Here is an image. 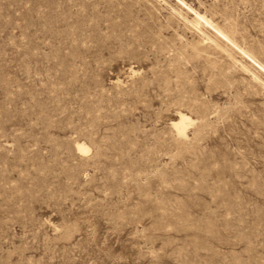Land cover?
<instances>
[{"label": "rangeland", "instance_id": "rangeland-1", "mask_svg": "<svg viewBox=\"0 0 264 264\" xmlns=\"http://www.w3.org/2000/svg\"><path fill=\"white\" fill-rule=\"evenodd\" d=\"M0 264H264V0H0Z\"/></svg>", "mask_w": 264, "mask_h": 264}, {"label": "bare ground", "instance_id": "bare-ground-1", "mask_svg": "<svg viewBox=\"0 0 264 264\" xmlns=\"http://www.w3.org/2000/svg\"><path fill=\"white\" fill-rule=\"evenodd\" d=\"M197 18V17H196ZM196 20V19H195ZM198 20V19H197ZM188 22V20H186ZM184 22V21H183ZM192 22V20H190ZM193 23V22H192ZM188 24V23H187ZM195 24V23H193ZM191 24V26L193 25ZM190 26V25H189ZM190 26V27H191ZM197 26V25H196ZM200 28V27H199ZM194 29V27H193ZM196 30V27H195ZM204 34V33H203ZM209 38V37H208ZM232 57V56H231ZM235 60V59H234ZM234 63V62H233ZM247 70V69H246ZM255 76V75H254ZM254 79V78H253ZM258 80V79H257ZM255 80V81H257ZM195 123V119H193L190 115L184 113V112H179L177 115V118L172 121L173 126L176 128L178 134L182 136L183 138H186V129L189 125H192ZM196 124V123H195ZM188 130V129H187ZM185 136V137H184ZM77 142V141H76ZM77 149L83 153L89 151V147L83 143L77 142L76 144Z\"/></svg>", "mask_w": 264, "mask_h": 264}]
</instances>
